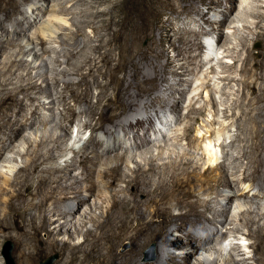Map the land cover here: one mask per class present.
Masks as SVG:
<instances>
[{"label": "bare ground", "instance_id": "6f19581e", "mask_svg": "<svg viewBox=\"0 0 264 264\" xmlns=\"http://www.w3.org/2000/svg\"><path fill=\"white\" fill-rule=\"evenodd\" d=\"M82 1L93 7V3L98 4L105 0ZM180 1L172 3L171 0H166L174 10L179 8L186 14H189L191 9L199 12L194 0ZM18 2V0H0V13L3 16L0 20V51L3 52L2 50L9 43H16L20 53L24 54L26 51L35 55L25 65V68H33L37 57L41 54L37 39L45 42L46 37H57L58 35H55L57 28L68 29L66 25L69 19L58 15V11L53 8L54 4H51L52 8L44 18L43 1H33L22 9L19 8ZM71 2L75 0H65L66 4ZM110 2L112 7H119L122 10L124 17L137 19L141 16L142 20L133 19L136 22L132 24L125 22L126 24L121 26L119 22L109 17L111 25H108V33L98 38L97 44L92 48L95 54L86 53L83 63L75 71L73 70L80 76V80L63 81L64 93H60L61 100L64 102V115L74 114L72 106L66 105L67 97L71 98L74 103L84 101L87 106L85 112L88 120L83 125L92 129L102 128L105 124L114 122L121 124L120 116L130 110L133 111L137 106L142 105L143 108H148L152 99L156 97L154 89H157L159 80L156 66H150L154 75L148 77L146 71H143L134 59L137 56L146 58L147 54L146 51L141 50L140 46L133 44L140 38L142 44L149 45L151 42L148 41L153 39L149 33V24L144 26L147 15H141V13L148 14L149 12L146 4L142 0H110ZM140 2L141 5L138 6ZM227 2L228 5L224 6L222 11L224 20L235 9L233 0H227ZM195 4L197 7L194 6ZM33 7L40 10L36 16L28 13ZM61 8L67 9V5ZM89 11L88 8L86 12ZM75 13L84 14L81 10L76 11L75 9L70 12L73 15L72 20L75 18ZM106 14L105 9L96 7L94 11H91L94 19L84 23L95 24L102 21ZM235 16L242 21L243 28L251 35L253 34L251 40L258 41L260 47L254 50L245 36L239 37L238 47L233 45L228 46L227 49L234 56L232 64H222L223 74L218 76L213 86L210 83L212 78L206 72L207 75H203L204 78H202L204 81L201 79L200 82H202L195 88L193 87L192 95L185 107L187 113L184 116L191 113L204 115L207 110L206 106L211 103L212 112L216 114L218 107L214 101V94L218 92L217 88L220 85L221 88H229L233 84L237 86L231 90H219L222 95V116L228 120L227 123L224 122L222 129L234 126L235 133L229 142L230 145H234L233 153L224 150L227 146L224 139H217L218 143L220 141V147L223 148L222 155L226 158L216 163L212 162V158H208L209 160L207 159L208 161L202 164L192 154L191 149H197L198 145L201 146V142L208 143V145H211V142H207L208 139L204 134L201 136L196 133L192 134L194 132L193 123L188 122L189 124L187 126L185 124L181 132L177 131L171 137L168 136L170 138L167 139L168 141L152 142V146L149 144L150 136L145 137L149 128L144 130L143 136L135 132L134 143L128 150L134 153L130 152L127 155L125 150V154H115L112 158L114 164L111 166L102 165L109 163V156L103 157L96 153L89 156L85 154L74 156L70 160L66 159L62 165L56 163L42 166L50 159H59L58 155H54L52 151L59 148L58 142L65 136L54 135L55 130L52 129L57 126V122L56 125H50V128L49 125L47 126L50 130L47 128L39 130L38 125L45 124L46 126L47 124L44 118H39L38 107L41 105L39 100H37L39 104H36L29 112L21 113L23 112L22 102L15 98V94L18 91L26 94L28 89H36L35 80L26 84L22 83L23 85L19 84L14 88L8 87L10 83L8 80L11 76L0 80V109L5 111L0 115V120L6 123L5 130L2 132L4 136H0V158L5 151L18 156L24 154L28 156L26 162L24 161V166L21 167L24 171L21 177H12L8 172L0 171V238L13 239L15 256L20 264H37L41 256L52 252L58 253L62 260L61 264H178L181 260L190 264L189 258L197 253V248L200 246L204 247L205 252L219 253L221 251L227 231H220L217 227H214L215 229L205 227L206 223L213 221V217L211 219L205 215L206 212L211 211L212 199L222 194L220 190L222 187L228 189L223 194L225 201L221 205L222 208L218 209L219 211L215 210L219 213L218 215L224 216L229 212L233 200L257 198L259 194L254 193L256 190L264 192V125H262L264 122V0H241ZM167 20L161 24V27L165 30V37L169 38L172 25H170L169 18ZM6 21H10V24H5ZM99 27L92 26V31L97 33ZM141 28H143L142 31H140ZM27 30L30 31L27 32ZM77 32L70 31L76 36L83 34ZM126 34H132L129 51L126 50L129 41ZM90 39L94 40L93 37ZM77 46H79L78 43L74 41L73 48L68 51L70 56L77 53ZM116 46L120 49L117 60L112 55V49ZM7 54L5 59L11 64L17 60L23 61V58H16L15 51ZM161 54L165 55L164 49L160 50L159 55ZM2 55L3 53L0 57ZM189 58L191 62L187 60L188 62L180 63L175 68L174 75L180 77L184 74L187 65L195 59L192 56ZM2 63L1 61L0 64ZM128 66L132 67L130 76L136 81L135 87L138 89L134 96L129 91L132 82L127 78L130 72ZM208 70H210L208 73H213L215 69L210 66ZM89 77H92V82L88 79ZM164 79H166L165 74ZM56 81L58 83V80ZM91 84L97 89L93 101L88 99ZM200 88L203 90H199ZM204 91L205 97H203ZM202 99L203 104L196 105ZM166 100L159 105V109H156V116L166 111L165 106H169L170 110L179 114L180 107L177 104L181 99L171 104ZM13 105H16L19 110L13 122H9L7 120L8 111ZM51 118V122L56 119L55 116ZM93 120H95L94 125ZM140 124L142 125L137 121L129 126L133 128ZM2 126L0 124V128ZM196 131L200 132L199 129ZM38 132L37 138L35 135ZM206 133H209V130ZM17 136L19 139L14 143ZM208 137H211V134ZM181 141H185L186 145L182 149L176 146ZM20 143L26 144L28 148L31 147L30 150L23 152L19 147ZM93 144L98 143L93 141ZM49 145L51 147H46ZM119 147H123L121 142L114 143L111 147L105 148L103 152H111ZM204 147L206 150H211L205 144ZM43 148H46L45 151ZM10 158L6 156L1 161L2 163L10 162ZM227 158H231L233 162L231 165L233 173H240V177L236 175L233 178L227 177L225 162ZM124 159L131 160L133 165L122 169L121 161H125ZM98 163L100 168H96L99 167ZM3 166L9 168L7 164ZM200 191L206 195H211L213 192L215 194L213 197H203L199 194ZM240 206L241 204L237 205L246 218L242 216L244 219L239 220L245 225L257 224L261 218L264 221V208L260 212L255 206L244 208ZM174 209L177 212H174ZM252 213H254L253 216ZM226 218L227 216H224L219 220L222 226ZM87 223L90 225L88 226ZM174 229L183 232L180 240L166 237V234L171 235ZM41 232H44V238L41 237ZM79 233L83 236L82 241L73 242L74 235ZM60 234H66L67 238H59ZM246 235L254 239L250 245L254 254L241 258L228 257L229 264H240V262L250 260L256 264H264V222L256 225L255 229L248 230ZM124 242L129 243V248L125 251H118V247ZM149 244L153 245L155 258L142 261L143 250ZM169 247L187 248L188 250L184 256H180L173 252L170 253ZM208 259L210 258L207 256L197 257L196 264H217L214 258L213 260Z\"/></svg>", "mask_w": 264, "mask_h": 264}, {"label": "rangeland", "instance_id": "374dc122", "mask_svg": "<svg viewBox=\"0 0 264 264\" xmlns=\"http://www.w3.org/2000/svg\"><path fill=\"white\" fill-rule=\"evenodd\" d=\"M18 1H19L18 2L19 6H20L19 8L22 9L27 4H30L33 1H38V0H18ZM40 1L44 2L43 10H42L44 14V18L47 17V13L49 9L52 8L51 4H54L53 8L56 9V11H58L59 13L58 15L64 18L66 17V19H69V22L66 25L68 29L57 28L58 30L56 29L57 31L55 35H58V36L54 38L46 37L45 42L42 41L41 39H37L39 42L38 47L40 48L41 54L39 57H37V60L33 68L32 67L25 68L26 63L35 56L33 53L29 54V52H26V51H24V54L20 53V51H18L19 49L16 46V43L14 44L9 43L8 45H6L4 47V50H2L3 52L0 51V54L3 53V55L0 57V62L1 61L3 62L2 64H0V80L3 78L7 79L11 76L10 77L11 79L9 78L8 80L10 81L8 87H12V88L19 86V84H22V83L26 84L29 81L35 80L34 82L37 86L36 89H30V90L28 89L26 94L24 92H19V91L15 94V98H17V100L22 102L23 112L21 113L23 114L25 112L27 113V111L29 112L30 109L36 106V104L41 103V105L38 107V112L40 114L39 118H44L45 123L47 124L46 126L45 124L38 125L39 130L42 131L44 128H47V130H50L49 129L50 125L52 126L53 124L57 122L58 123L57 126L54 129H52L53 131L55 130L54 135L60 134V135L65 136L60 139V141L58 142L59 145L56 144L59 146V148L57 149L55 148L52 151L54 155H58L59 159L58 158L50 159L48 162L44 163L42 166L56 164V163L58 165H62L64 164V161L66 159L70 160L74 156H80L81 154H85L89 156L94 153L99 154V156H103V157L109 156L110 158L109 163L102 164V165L111 166L114 164V160H112V158L114 157L115 154L117 153L125 154L126 153L128 155L130 154V152L131 154L134 153V151H128V150H130V146H132L134 143V133L135 132H138L140 136H143L144 130L146 128H149L148 133L145 137L150 136L149 139L151 142L149 144L152 146L153 144L152 142L163 143L164 141H168L170 139L168 136L171 137L173 133L177 131L181 132V130H183V128L185 127V124L186 126L189 124L188 122H190L191 124L193 123L192 126L194 129L193 130L194 132L192 134L196 133L198 134V136L199 135L201 136L202 134H204L206 136V139H208L207 142L208 141L211 142V145H208V143L201 142L202 143L201 146L198 145L197 149L195 150L191 149L192 154L196 156V158H198L202 164H205V162H207L211 158H212L211 159L212 162L214 163H216L217 161L218 162L222 161L224 160V158H226L225 156L222 155L223 148L220 147L219 145L220 141L218 143L217 139L225 140V142L227 143V146L224 148L225 151H228V153L234 152V145L233 146L230 145L229 142L234 137L235 127L233 126L231 128L229 127L227 129H222V125H224V122L227 123L226 121L228 120L224 116H222L223 115V105L221 103L222 95L220 94L219 90L221 89L231 90L234 87L236 88L237 87L236 85L233 84L229 88H224V87L221 88V85H220V87L217 88L218 92L214 94V101L216 102V105L218 107L216 114L212 112L213 111L212 104L208 103V106H206L207 110L204 115L191 113L190 115L188 114L189 119H188V116H184V115H186L187 113V109L185 107L187 106L189 102V97L192 95L193 87L195 88L196 86H198L197 84H200L202 81H204V79H202L204 78L203 75L210 74V77L212 78L210 83L213 86L214 83L217 82L218 76L223 74L224 69H223L222 64L224 63L228 65L232 64L231 62H233L232 60H234V56L231 55L227 51L229 47L233 45L234 47H238L237 45L238 40L242 36L243 37L245 36L248 39L247 42L249 43L250 46L254 47V50L260 47V44L258 41L254 42L251 40V38H253V34L251 35L250 32L246 31L242 26V21H240L238 17L235 16V14L239 10V5H240L241 0H233V5L235 9L232 11L231 15L225 20L223 19L222 11L225 8L224 6L228 5L227 0H194L198 7L196 6V4L194 6L199 8V12H196L195 9H191L189 14L181 12L179 8L174 10L170 5L167 4L166 0H142V2L146 4L149 12L148 14L141 13V15L142 14L147 15L145 19L146 25L144 26H147V24H149L150 26L149 33L151 37L153 38L152 39L153 41L152 40L148 41V42H151L149 46L146 44H142L139 38L140 42L138 41L133 45L140 46L142 48L141 50L146 51L147 55H146V58L137 56L138 58L136 57L134 59L136 60L137 63H139L138 64L139 67H141L143 71H146V74L148 75V77L149 76L151 77L154 75V71L151 69L150 66L152 65L156 66V71H157V75L159 78L157 82V87H156L157 89H154V95L156 94V97L152 99L153 101L151 102V105H148L149 106L148 108L145 109L143 108L142 105H140V106L135 107L133 111L130 110L129 112H126L125 114L120 116L121 124H118V122H114L112 124H105L102 128L100 127V128H95V129H92L89 126L83 125L85 124L86 120H88V116H86L87 114L85 112L87 106L85 105L84 101H81L79 103H74V101L71 98L67 97L66 105L69 104L70 106H72L74 110V114L64 115V111H63L64 102L61 100L62 98L60 97V93L62 94L64 93V90L62 88L63 81L73 80L74 82H76L80 80V76L78 74H75L74 71L80 66V64L83 63L84 58L87 54L88 55L95 54L92 48H94L95 44H97L98 38L104 37V35L106 36V34L108 33V29H107L108 25H111L109 23L110 18H112L116 22H119L121 26L122 24H126V23L128 24V22L132 24L136 22L137 19L142 20V18L141 16H139L137 19L132 18V17L128 18L126 16L125 18L124 14L122 13V10L119 7H114V6L112 7L110 0H105L98 4L93 3V7L90 5L88 6V4L84 3L85 1H82V0H75V2H71L68 4L65 3V0H40ZM112 1H115V0H112ZM175 1L177 0H171L172 3H175ZM180 2L181 4H183L182 1ZM65 5H67V9L61 8L62 6L65 7ZM140 5H141V2L139 3L138 6ZM96 7L99 9H105L107 11V14L103 16L104 19L102 21L96 22L95 24L92 23L91 25L84 23L85 21H90L94 19V17L91 15V11H94ZM88 8L90 10L89 11L90 13L86 12ZM75 9L76 11L81 10V12L83 13L86 12V13L84 14L75 13L74 14L75 18H73L72 20L71 16L73 15L70 14V12L75 11ZM38 12H40V10L38 8L33 7V9H30L28 13L32 14L33 16H36ZM167 18H169L170 25H172V30L169 32L170 33L169 38L165 37V30L161 27V24L163 22L168 21ZM2 19H3V16L0 13V20ZM133 19H136V20L133 21ZM6 23L7 25H9L10 21H6L5 24ZM92 26H100L97 33H94L92 31ZM142 29L143 28H141L140 31H142ZM29 31L30 30H27V32ZM70 31L71 32L78 31L77 33L82 32L83 34L76 36L74 34H71ZM126 35L129 37V41L127 44L128 48H126V50L129 51L130 46L132 44L131 42L132 34H126ZM92 37L94 38V40L90 39ZM224 38L227 39V41ZM95 39L97 40L95 41ZM74 41L77 42L79 45L77 46L78 51L77 53L70 56L68 51L73 48L72 43ZM90 44L92 47L90 46ZM148 46L149 48L147 49ZM163 49L165 51V55H162V54L159 55L160 50H163ZM119 50L120 49L117 46L114 47V49H112V55L116 60L118 59ZM10 51H15V53H17L16 58L18 59L23 58V61L19 62L17 60V61H14L13 64L8 62L7 59H5V57L8 55L7 53H9ZM188 53L191 54L192 57H195L194 61L191 64L187 65L186 69L184 70L183 75H181L180 77L174 75L175 68H177L180 63H182L183 61L185 62L187 60L191 62L190 61L191 58H189L191 56ZM170 60H171V63H170ZM210 66H213V68L215 69L213 73H208L210 71L208 70ZM128 70L130 72L128 73L127 78L129 81L132 82V86L130 87L129 91H130V94L134 96L137 94L138 89L135 87L136 81L134 79H131V76H130L132 67L128 66ZM164 74L166 76V79H164ZM234 75H236V73H234ZM88 79L90 80V82H92V77H89ZM201 79L202 81L200 82ZM56 80H58V83ZM91 86L89 88V92L91 93H89L90 97L88 96V99L89 100L91 99L93 101L95 100L97 89L96 87H94V85L91 84ZM72 87H76V86H72ZM199 90H203V89L200 88ZM203 97H205V91L203 92ZM180 99L181 101L178 102L177 104L178 107H180L179 114L172 109L170 110L169 106H165L166 111L163 114L160 113L158 116H156L155 114L156 109H159L160 107L159 105L164 102L163 100H166L169 102V104H171V103H176ZM37 100H39V103ZM202 101L204 100L202 99L200 102L198 101L196 105L203 104ZM18 110L19 109L16 105H13L9 108V111H8L9 116L7 117V120L9 122L10 121L13 122ZM3 111H4L3 109H0V115L2 114ZM10 114L12 117L10 116ZM52 116H55L56 119L55 121L51 122L50 120H52L51 118ZM18 117H20V115ZM94 121L95 120L92 121L93 125L95 123ZM137 121L142 123V125L141 124L138 126L135 125L133 126V128H130L129 124L134 125ZM2 122L3 121L0 120L1 126L3 125L2 126L3 128L2 127L0 128V131H1L0 136H4L2 132L5 130L4 126L6 125L5 122L3 123ZM262 125H264V122H262ZM65 126H67L66 129H65ZM109 128L110 130L108 131ZM197 129H199L200 132L196 131ZM207 130H209V133H206ZM209 134H211V137L207 138ZM38 135H39V132L35 136L38 138ZM18 139L19 137L17 136L16 139L14 140V143H16ZM135 140H138V139H135ZM93 141L97 142L98 144H93ZM116 141L121 142L123 144V147L122 148L119 147V149L111 151V152H107V153L103 152L105 148L111 147L114 143H117ZM184 142L181 141L179 144H176V146L182 149L186 146ZM169 143L170 142H168V145L171 146ZM204 144L211 150H206L204 147ZM50 145L46 147H51ZM19 147L23 152H27L28 149L30 150L31 148V147L28 148L27 145L24 143H20ZM174 148H177V147H174ZM45 149L46 148H43L44 151ZM6 156L8 159L11 156L10 158L11 161L2 163L1 160L6 158ZM27 158L28 156L25 154L23 156H18L14 153H8V151H5V153H3L0 158V171L8 172V174H10V176L12 177L14 176L21 177L22 174H24V171L21 169V167L24 166ZM125 161H121L122 169H127V166L131 167L133 165L131 160L130 161L125 160ZM225 162H226L227 177L233 178L235 175L237 177H240V173L234 174L232 171L231 165L233 162H231V158H227ZM117 163H119V161H117ZM5 164H7L9 168L4 167L3 165ZM100 167L101 166L99 165V167H96V168H100ZM220 190L222 194L216 196V199L215 198L212 199L211 204H210V206H212L211 211L206 212L205 214L207 217L211 219L213 217L212 219L213 224H211L212 222L206 223L205 227L210 228V229L212 228L215 229L214 227H217L220 229V231L221 230L223 232L227 231L225 233L226 239L221 245V249H220L221 251L219 253L214 252V251L205 252L204 247L202 246L198 247L197 253L191 258H189L190 264H196V258L203 257V256L204 257L207 256L210 259L212 258V260L214 258L217 264H229L230 261L228 262V259H227L228 257L232 258L231 256H233L234 258H241L247 255L251 256L252 254H254L252 251V247L250 246L254 239L247 236L246 232L248 230L255 229L256 225L262 224L264 222L263 218L259 219L257 224H253V225L248 224L247 226L239 220V219L246 218V215L242 214V211L237 207V205L241 204L240 207H243V208L248 207V206L250 207L255 206V208H258V210L262 212L264 208V192H258L257 190L256 191L254 190L255 191L254 193L259 194L257 198H247V199L239 198L238 200L237 199L233 200L234 202L233 201L231 202L232 204H230L231 208L229 209V212H227V214L224 215L225 217L227 216V218L222 226L219 223V220L223 218L224 216L218 215L219 213L215 212V210L217 211L218 209L220 210L222 208L221 205L225 201L224 200L225 197L223 196V194L227 192L228 189L226 187H222ZM199 194H201V196L203 197H207V196L213 197L215 193L213 192V194L211 195H206L204 193H201L200 191ZM262 195H263V198H261ZM173 211L177 212L176 209H174ZM251 215L253 216L254 213H252ZM242 216L244 218H242ZM73 221H75V219ZM87 225L89 226L90 223H87ZM182 233L183 232H181L180 230L174 229L172 230V234L171 235L166 234V237H168L169 239L173 237V238L180 240L183 235ZM40 235L43 238L45 236L44 232H41ZM59 238L66 239L67 235L60 234ZM82 239H83V236L79 233V234L74 235L73 242H80L82 241ZM0 240H1L0 241V263L8 264L6 263V260L4 256L2 255V249H3L4 242L9 241L12 245L11 250H10V256L13 261V264H20L19 260L15 256V243L13 239L8 238V237H4V238L2 237L0 238ZM234 246H237V247L234 248ZM128 248H129V243L124 242L118 247V251H125ZM187 250H188L187 248H182V249H173L171 247L168 248V251L170 253L173 252L180 256H184ZM52 256L54 257L52 264L62 263V260H60L58 253L52 252V253L44 254V256H41L37 264H44L45 260ZM154 258H155V250L153 248V245L149 244L147 247L144 248L143 253L141 255V260L150 261V260H153ZM178 264H186V263H184V261L181 260ZM240 264H256V263H253V261L250 260L248 262L247 261L240 262Z\"/></svg>", "mask_w": 264, "mask_h": 264}, {"label": "water", "instance_id": "95a60500", "mask_svg": "<svg viewBox=\"0 0 264 264\" xmlns=\"http://www.w3.org/2000/svg\"><path fill=\"white\" fill-rule=\"evenodd\" d=\"M11 243L9 241H5L2 249V255L4 256L6 263L13 264V261L10 256V250H11ZM54 260V257H49L45 260L44 264H52Z\"/></svg>", "mask_w": 264, "mask_h": 264}]
</instances>
